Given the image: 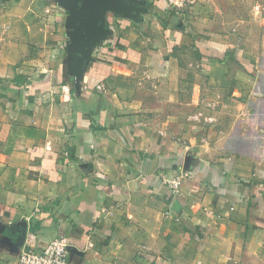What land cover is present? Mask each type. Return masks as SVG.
Masks as SVG:
<instances>
[{
    "label": "crops",
    "instance_id": "obj_1",
    "mask_svg": "<svg viewBox=\"0 0 264 264\" xmlns=\"http://www.w3.org/2000/svg\"><path fill=\"white\" fill-rule=\"evenodd\" d=\"M180 4L0 0V264H264V0Z\"/></svg>",
    "mask_w": 264,
    "mask_h": 264
},
{
    "label": "built area",
    "instance_id": "obj_2",
    "mask_svg": "<svg viewBox=\"0 0 264 264\" xmlns=\"http://www.w3.org/2000/svg\"><path fill=\"white\" fill-rule=\"evenodd\" d=\"M181 7L180 0H171ZM174 191L182 185L180 176L163 177ZM72 246L69 238L60 236L43 245L28 244L20 249L19 264H69Z\"/></svg>",
    "mask_w": 264,
    "mask_h": 264
},
{
    "label": "rangeland",
    "instance_id": "obj_3",
    "mask_svg": "<svg viewBox=\"0 0 264 264\" xmlns=\"http://www.w3.org/2000/svg\"><path fill=\"white\" fill-rule=\"evenodd\" d=\"M180 52V51H179ZM176 57L182 64L185 65V69H187V75L184 80L189 83L191 86L188 88L186 92V99L196 102V98H198L199 102L201 101H210L212 99H218L221 95L220 92L217 91V87L214 85H210L208 82L210 74L206 72L205 68L200 64V59L198 54L191 50V52L181 51L179 54L177 53ZM38 66L32 70L34 73L37 70ZM40 68V67H39ZM177 127V126H176Z\"/></svg>",
    "mask_w": 264,
    "mask_h": 264
},
{
    "label": "water",
    "instance_id": "obj_4",
    "mask_svg": "<svg viewBox=\"0 0 264 264\" xmlns=\"http://www.w3.org/2000/svg\"><path fill=\"white\" fill-rule=\"evenodd\" d=\"M97 2H100L101 0H96ZM114 1H116L117 3H119L120 2V0H114Z\"/></svg>",
    "mask_w": 264,
    "mask_h": 264
}]
</instances>
